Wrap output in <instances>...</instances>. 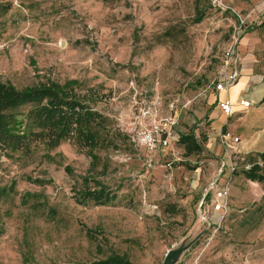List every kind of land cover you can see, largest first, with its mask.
Segmentation results:
<instances>
[{"label": "rangeland", "instance_id": "rangeland-1", "mask_svg": "<svg viewBox=\"0 0 264 264\" xmlns=\"http://www.w3.org/2000/svg\"><path fill=\"white\" fill-rule=\"evenodd\" d=\"M213 1L0 0V80L73 90L115 142L93 171L70 141L0 149V264H264V183L244 176L261 153L237 155L233 173L227 159L219 176V138L232 126L264 151V99L220 128L209 117L223 116L214 101L224 52L264 44V0ZM255 54L264 65V49ZM30 109L15 111L24 130ZM170 116L171 145L151 154L138 138ZM189 133L200 155L179 145ZM217 181L231 188L223 219L211 206ZM84 183L116 197L76 199Z\"/></svg>", "mask_w": 264, "mask_h": 264}, {"label": "trees", "instance_id": "trees-1", "mask_svg": "<svg viewBox=\"0 0 264 264\" xmlns=\"http://www.w3.org/2000/svg\"><path fill=\"white\" fill-rule=\"evenodd\" d=\"M5 10L0 6V15ZM25 106H31L28 130L22 128L15 114ZM112 138L106 130L104 115L73 90L53 83L19 89L0 80V149L27 154L33 144L57 148L70 141L91 159L90 171H93L102 161L99 152L114 145ZM179 145L186 156L200 155L204 151L195 133L180 135ZM259 158L263 164L254 161L244 171V176L247 180L264 183V153L259 154ZM84 186L76 199L107 205L116 197L101 183L93 188L88 183ZM95 264L133 263L125 257L113 256Z\"/></svg>", "mask_w": 264, "mask_h": 264}, {"label": "built area", "instance_id": "built-area-1", "mask_svg": "<svg viewBox=\"0 0 264 264\" xmlns=\"http://www.w3.org/2000/svg\"><path fill=\"white\" fill-rule=\"evenodd\" d=\"M213 3L216 6H224L223 0H214ZM241 23L245 24L243 20H241ZM239 61L240 59L237 55L236 45L230 46V48H228L223 55L220 79L215 85V90L217 92L227 91L239 81V75L235 69L239 64ZM239 104L244 109L251 107V103L246 100H241ZM220 108L222 112L228 117L234 115L233 106L230 101L220 103ZM177 124L178 121L176 116H170L168 118L161 119L157 121V124L153 130L141 134L138 138V141L141 142L145 149L151 154H154L157 151H164L171 145L172 132ZM219 139L221 145L225 149L227 159L230 162L229 165H231L230 169L233 173L236 170L233 160H236L237 155H239L238 145L240 143V139L232 135L230 132L220 135ZM226 166H228V164L222 165L219 176L222 175L223 169L226 168ZM249 168L250 167L248 166L247 169ZM210 190L214 191V201L211 205L212 212L213 214L220 215L221 219H223L230 211V184L225 183L220 185L217 181L211 185Z\"/></svg>", "mask_w": 264, "mask_h": 264}, {"label": "crops", "instance_id": "crops-1", "mask_svg": "<svg viewBox=\"0 0 264 264\" xmlns=\"http://www.w3.org/2000/svg\"><path fill=\"white\" fill-rule=\"evenodd\" d=\"M264 44L260 43H248L245 41H241L236 47L237 55L240 59L238 66L235 68L239 75V81L232 86L229 90L224 92H216L218 97L215 99L214 103L217 102L220 111V103L225 101H230L233 106L234 115L241 112H248L252 109L254 104H257L264 99V65L258 61V57L255 54L258 50H263ZM241 100H246L251 103V107L248 109H244L240 106L239 102ZM253 110V109H252ZM255 110V109H254ZM223 116L219 115V112L216 111L209 115L210 120H213L212 125L217 124L218 127H223L227 120L224 118L228 117L226 114L222 112ZM233 115V116H234ZM231 116V117H233ZM230 132L235 137H240L235 134L237 131V126H232ZM247 138L245 135L244 138ZM243 137H241L242 139ZM240 139V142H241ZM241 144V145H240ZM239 155L246 156L250 153H263V150H260L259 142H252L248 140L246 143H239L238 145ZM224 156V155H223ZM228 164L227 157L225 156V160L222 162V165ZM225 184V182L220 185ZM212 185V184H211ZM211 188V186H210ZM213 191V190H210Z\"/></svg>", "mask_w": 264, "mask_h": 264}, {"label": "bare ground", "instance_id": "bare-ground-1", "mask_svg": "<svg viewBox=\"0 0 264 264\" xmlns=\"http://www.w3.org/2000/svg\"><path fill=\"white\" fill-rule=\"evenodd\" d=\"M166 264H170V262L168 261Z\"/></svg>", "mask_w": 264, "mask_h": 264}]
</instances>
